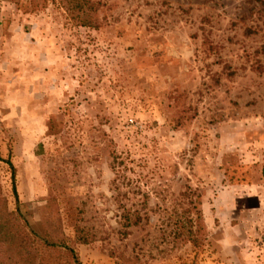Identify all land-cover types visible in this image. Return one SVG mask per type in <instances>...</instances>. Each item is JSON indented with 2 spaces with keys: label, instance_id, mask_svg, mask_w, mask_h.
<instances>
[{
  "label": "rangeland",
  "instance_id": "374dc122",
  "mask_svg": "<svg viewBox=\"0 0 264 264\" xmlns=\"http://www.w3.org/2000/svg\"><path fill=\"white\" fill-rule=\"evenodd\" d=\"M90 2L0 0L8 208L82 264H264V0Z\"/></svg>",
  "mask_w": 264,
  "mask_h": 264
},
{
  "label": "trees",
  "instance_id": "16d2710c",
  "mask_svg": "<svg viewBox=\"0 0 264 264\" xmlns=\"http://www.w3.org/2000/svg\"><path fill=\"white\" fill-rule=\"evenodd\" d=\"M80 8H71V15L78 25L95 26L91 11L97 8L90 0H78ZM86 5L91 8H81ZM6 163L12 169V183L14 181V168L9 160ZM12 191L16 205L17 192L12 184ZM138 208L125 207L121 218L123 226L138 225L141 222ZM195 220L189 221V239L194 246L199 244L201 233V213L196 211ZM194 228V229H193ZM85 241V240H83ZM0 264H82L69 238L60 232L54 235L49 231L37 232L28 222L24 214L16 206L15 210L8 208V201L0 190Z\"/></svg>",
  "mask_w": 264,
  "mask_h": 264
}]
</instances>
